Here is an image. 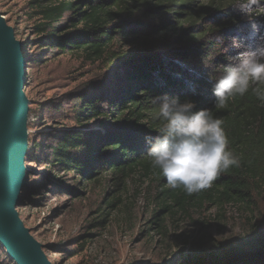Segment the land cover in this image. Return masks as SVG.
Returning a JSON list of instances; mask_svg holds the SVG:
<instances>
[{
  "label": "trees",
  "instance_id": "16d2710c",
  "mask_svg": "<svg viewBox=\"0 0 264 264\" xmlns=\"http://www.w3.org/2000/svg\"><path fill=\"white\" fill-rule=\"evenodd\" d=\"M233 4L234 0H35L40 17L36 33L44 56L84 50L109 67L97 83L79 93L74 103L79 125L58 135L48 162L72 173L82 185L105 183L111 190L109 208L118 207L134 177L148 180L156 207L152 223L160 230L175 216L188 218L213 206L252 208L256 195L264 194V105L251 93L215 111L241 164L222 173L211 188L191 196L182 188L173 189L146 156L148 140L155 138L158 128L153 97L190 99L197 109L213 107L209 77L222 71L230 55L219 49L217 39L242 21L231 10ZM257 18L264 23V15ZM30 156L28 148L26 157ZM226 264H264V239L255 250L229 252Z\"/></svg>",
  "mask_w": 264,
  "mask_h": 264
},
{
  "label": "rangeland",
  "instance_id": "374dc122",
  "mask_svg": "<svg viewBox=\"0 0 264 264\" xmlns=\"http://www.w3.org/2000/svg\"><path fill=\"white\" fill-rule=\"evenodd\" d=\"M231 10L242 21L217 39L229 58L238 51L231 46V37L254 47L264 36V29L252 34L247 17ZM0 12L28 57L25 93L31 156L24 160L26 185L16 210L52 264H226L229 252L260 247L263 192L256 195L252 208L213 206L188 218L175 216L160 230L152 223L156 207L148 180L134 177L121 193L118 207L109 208L106 199L111 190L105 183L82 185L72 173L52 166L50 146L62 131L79 125L74 106L79 93L97 83L109 67L89 58L84 50L44 56L36 33L40 17L35 0H0ZM0 264H17L1 242Z\"/></svg>",
  "mask_w": 264,
  "mask_h": 264
},
{
  "label": "clouds",
  "instance_id": "9594fccd",
  "mask_svg": "<svg viewBox=\"0 0 264 264\" xmlns=\"http://www.w3.org/2000/svg\"><path fill=\"white\" fill-rule=\"evenodd\" d=\"M233 8L247 17L252 34L264 29L257 19L264 15V0H234ZM230 40L238 51L218 75L209 77L212 108L197 109L195 101L168 95L152 98L158 128L155 138L148 140L146 156L171 188H182L189 196L211 188L222 173L241 164L215 111L249 93L264 105V36L254 47L240 37Z\"/></svg>",
  "mask_w": 264,
  "mask_h": 264
},
{
  "label": "water",
  "instance_id": "95a60500",
  "mask_svg": "<svg viewBox=\"0 0 264 264\" xmlns=\"http://www.w3.org/2000/svg\"><path fill=\"white\" fill-rule=\"evenodd\" d=\"M28 57L0 12V242L17 264H52L16 207L26 184Z\"/></svg>",
  "mask_w": 264,
  "mask_h": 264
},
{
  "label": "bare ground",
  "instance_id": "6f19581e",
  "mask_svg": "<svg viewBox=\"0 0 264 264\" xmlns=\"http://www.w3.org/2000/svg\"><path fill=\"white\" fill-rule=\"evenodd\" d=\"M26 157V156H25Z\"/></svg>",
  "mask_w": 264,
  "mask_h": 264
}]
</instances>
